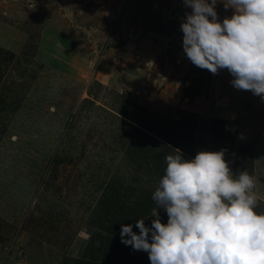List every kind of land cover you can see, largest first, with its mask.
Masks as SVG:
<instances>
[{
    "label": "rangeland",
    "instance_id": "obj_1",
    "mask_svg": "<svg viewBox=\"0 0 264 264\" xmlns=\"http://www.w3.org/2000/svg\"><path fill=\"white\" fill-rule=\"evenodd\" d=\"M0 264H264V0H0Z\"/></svg>",
    "mask_w": 264,
    "mask_h": 264
},
{
    "label": "trees",
    "instance_id": "obj_2",
    "mask_svg": "<svg viewBox=\"0 0 264 264\" xmlns=\"http://www.w3.org/2000/svg\"><path fill=\"white\" fill-rule=\"evenodd\" d=\"M130 127L133 130H135L137 133H140L141 136H146L148 138V140L151 141V144H149L150 146L145 149V152H144V148L141 146L140 142H138V141L137 142L139 143V146H137V147L135 146V148H134L135 152L139 151L141 154H143L145 156V159L147 160L148 164L158 161L160 159L161 155H163L162 153L164 150L165 151L171 150L172 152H174L173 148L168 146L169 145L168 142L164 138H162L156 132V130L152 131V130L148 129L147 127H145L146 131H144V130L136 128L134 125H131ZM146 151H148V153ZM183 153H187V152L183 151ZM178 155H180V154H178ZM159 161L163 162L162 160H159ZM225 206L228 208V210L227 211L222 210L223 214H225L226 212L235 211V210H232V208H233V202L232 201H228V203L225 204ZM205 224L206 223H204V225ZM247 239H248V237L242 239V242H240V243H244V245H247V242H246Z\"/></svg>",
    "mask_w": 264,
    "mask_h": 264
},
{
    "label": "crops",
    "instance_id": "obj_3",
    "mask_svg": "<svg viewBox=\"0 0 264 264\" xmlns=\"http://www.w3.org/2000/svg\"><path fill=\"white\" fill-rule=\"evenodd\" d=\"M52 56H53V58H54V54H53ZM52 62H53V60H52Z\"/></svg>",
    "mask_w": 264,
    "mask_h": 264
}]
</instances>
